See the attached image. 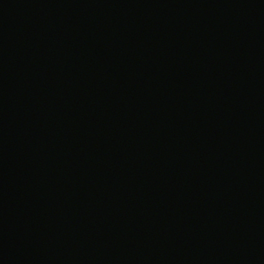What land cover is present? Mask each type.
Instances as JSON below:
<instances>
[{
  "label": "water",
  "instance_id": "1",
  "mask_svg": "<svg viewBox=\"0 0 264 264\" xmlns=\"http://www.w3.org/2000/svg\"><path fill=\"white\" fill-rule=\"evenodd\" d=\"M0 264H264V0H0Z\"/></svg>",
  "mask_w": 264,
  "mask_h": 264
}]
</instances>
